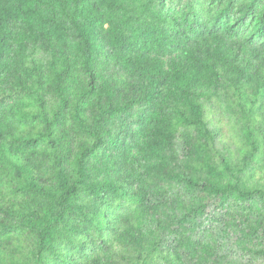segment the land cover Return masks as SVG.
Returning a JSON list of instances; mask_svg holds the SVG:
<instances>
[{
    "label": "trees",
    "instance_id": "16d2710c",
    "mask_svg": "<svg viewBox=\"0 0 264 264\" xmlns=\"http://www.w3.org/2000/svg\"><path fill=\"white\" fill-rule=\"evenodd\" d=\"M75 252L264 264V0H0V264Z\"/></svg>",
    "mask_w": 264,
    "mask_h": 264
},
{
    "label": "rangeland",
    "instance_id": "374dc122",
    "mask_svg": "<svg viewBox=\"0 0 264 264\" xmlns=\"http://www.w3.org/2000/svg\"><path fill=\"white\" fill-rule=\"evenodd\" d=\"M252 20V22L251 23H249V20ZM241 26H242V28L245 30V31H251L255 26H256V19H255V17L253 16V17H250V18H247L245 21H241ZM259 38L260 37V33L258 32V34L256 35V38ZM220 226V225H219ZM223 237H225V238H223L222 239V242H223V247H222V249H223V251L226 253V252H229L230 254H231V256H235V258L236 259H240L239 257V249H237V247H239L238 246V243H237V240H236V235H235V233L232 231V229H230L229 230V232H228V235L227 234H225ZM92 245H94L93 243H88L87 245H86V251H88V252H90V251H92L93 249H94V246H96V245H94V246H92ZM78 257H80V255H79V253H77V252H75L74 254H73V256H72V264H79L78 262H79V259H78ZM71 258V257H70ZM81 258V257H80ZM241 261L242 262H244V259H241ZM244 263H246V262H244ZM243 263V264H244ZM256 264H262V262L260 261V260H258L257 262H256Z\"/></svg>",
    "mask_w": 264,
    "mask_h": 264
}]
</instances>
